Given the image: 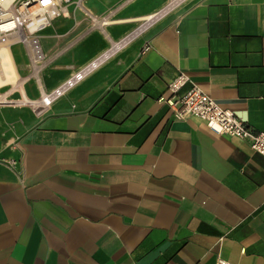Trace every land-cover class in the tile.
<instances>
[{"label":"crops","instance_id":"1","mask_svg":"<svg viewBox=\"0 0 264 264\" xmlns=\"http://www.w3.org/2000/svg\"><path fill=\"white\" fill-rule=\"evenodd\" d=\"M171 1L69 6L30 73L11 47L0 264H264V155L159 100L181 71L264 131V0Z\"/></svg>","mask_w":264,"mask_h":264},{"label":"built area","instance_id":"2","mask_svg":"<svg viewBox=\"0 0 264 264\" xmlns=\"http://www.w3.org/2000/svg\"><path fill=\"white\" fill-rule=\"evenodd\" d=\"M83 1L0 0V52L3 46L10 49L15 44H21L28 58L30 73L46 58L40 44L39 32L49 26L53 19L67 15L69 6L82 7ZM8 23L11 24L7 26ZM148 49L149 45L146 44L143 51ZM44 67L45 65L38 73ZM2 70L3 65L0 63V74ZM2 75L3 73L0 77L3 78ZM5 85L10 83H1L0 87ZM166 92L159 100L169 105L175 119L197 116L218 134L247 139L255 152L264 155V131H255L234 111L219 105L186 73L178 72L168 82ZM215 264L233 263L218 257Z\"/></svg>","mask_w":264,"mask_h":264},{"label":"bare ground","instance_id":"3","mask_svg":"<svg viewBox=\"0 0 264 264\" xmlns=\"http://www.w3.org/2000/svg\"><path fill=\"white\" fill-rule=\"evenodd\" d=\"M178 0H172L170 5H172L173 3H175ZM169 5V6H170ZM167 9V7L165 9H163L162 11L153 14V15H149L146 16V18H156L157 16H159L160 14H162L165 10ZM11 23H8L7 26H9ZM117 45V43H116ZM113 45H112V49H113ZM1 58H0V63L1 65H3V69L1 74L3 73V78L0 77V84L1 83H11L13 84L14 81H16L15 78H17V84L21 83V78L19 79L16 75L15 69H14V64L12 62V58H11V48L9 49L7 46H3L1 49ZM44 54V53H43ZM39 69V68H38ZM0 74V76H1ZM73 80L71 79L68 83H65L64 85H62L59 89H57L56 91H52L53 93L51 94H44L41 98L39 103L41 105H46L48 104L60 91H62V89H64L66 86H68Z\"/></svg>","mask_w":264,"mask_h":264},{"label":"rangeland","instance_id":"4","mask_svg":"<svg viewBox=\"0 0 264 264\" xmlns=\"http://www.w3.org/2000/svg\"><path fill=\"white\" fill-rule=\"evenodd\" d=\"M150 20V21H149ZM153 20V18L152 19H149V18H146V22L144 23V24H146V23H148V22H151ZM142 28V27H141ZM51 41H52V39H50ZM14 48H15V50H17V49H20L21 48V45L20 44H16V45H14ZM47 65V64H46ZM45 65V66H46ZM28 66V65H27ZM45 68V67H44ZM43 68V69H44ZM42 69V70H43ZM41 70V71H42ZM166 92V91H165ZM167 93V92H166ZM17 94V95H16ZM16 94H14V95H12V97H9V98H19V96H18V92L16 93ZM1 100V99H0ZM13 105H15V104H13ZM28 108H30V109H34V108H32L31 106H27ZM36 110V109H35Z\"/></svg>","mask_w":264,"mask_h":264}]
</instances>
